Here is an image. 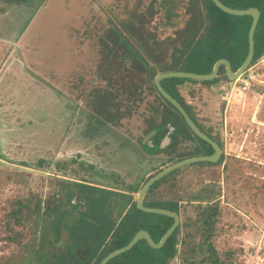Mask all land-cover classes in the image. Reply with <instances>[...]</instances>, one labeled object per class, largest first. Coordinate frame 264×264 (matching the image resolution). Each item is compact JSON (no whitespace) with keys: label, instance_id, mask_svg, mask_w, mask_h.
I'll list each match as a JSON object with an SVG mask.
<instances>
[{"label":"rangeland","instance_id":"obj_1","mask_svg":"<svg viewBox=\"0 0 264 264\" xmlns=\"http://www.w3.org/2000/svg\"><path fill=\"white\" fill-rule=\"evenodd\" d=\"M195 8L193 0H0V264H87L98 245V232L86 228L85 220L104 218L102 229L107 222L119 224L146 178L175 159L212 152L183 124L181 131L197 146L178 129H166L167 115L163 119L159 112L150 119L157 102L166 106L155 91L145 90L136 115L124 118L122 107L115 122L104 118L103 125L90 105L99 90L110 91L108 79L119 80L131 64L118 67L120 61L106 59L111 39L116 38L110 27L128 26L146 49V43L153 49L156 66L164 68L172 63L176 42L197 27ZM240 25L232 21L236 34ZM204 30L202 26L197 36ZM121 37L130 39L127 34ZM115 51L126 52L119 45ZM188 62L181 70L200 68L198 61ZM174 90L195 121L224 129V153L211 169L193 166L209 164L202 162L177 169L147 191L145 203L170 208L169 201L177 202L180 222L191 225L198 223L202 208L216 204L221 215L216 218L215 249L222 253L240 248L233 263L264 264V56L237 79L221 74L206 82L184 81ZM109 96L103 94L101 103ZM147 120L162 128L151 131ZM146 133L153 144L145 151L141 139ZM145 152L155 161H142ZM106 175V184H113L106 189L108 197L77 187L79 178L88 185L93 177H104L105 183ZM85 195L104 200L89 203ZM18 202L22 204L16 206ZM146 218L166 222L156 215ZM187 231L193 237L186 238L181 253L189 256L190 243L200 239L194 236V225ZM180 247L178 241L176 258L169 263L187 264L178 256ZM140 250L131 261L162 257L143 244ZM202 256L195 257L196 264ZM125 262L118 259L117 264Z\"/></svg>","mask_w":264,"mask_h":264},{"label":"trees","instance_id":"obj_2","mask_svg":"<svg viewBox=\"0 0 264 264\" xmlns=\"http://www.w3.org/2000/svg\"><path fill=\"white\" fill-rule=\"evenodd\" d=\"M195 2V11L197 14L194 15L195 22L197 23V27L184 39L179 40V42L170 43V45H174L172 47V63L166 67H158L156 66L157 62L154 59V52L150 49L149 45L146 43L147 49L144 43L139 40L125 24H121L122 28L110 27L109 33L110 35L116 36L115 39H111V46L107 48V58L112 57L110 59H116L120 62H116L118 67L122 65H126L125 63L131 62L128 65V68L123 69V75L119 80L112 82L109 78L108 85L111 86L110 91H98L96 96L93 97L91 105V112L93 116L97 117L98 122H105L104 118L108 122H115L114 119L119 116L120 111L123 110L122 107H125L126 110L122 114L124 118H129L133 115H136L138 112V107L141 103H143L145 90H149L150 92L155 91L165 105L162 103H158L156 108L153 109V116L150 118L151 120L155 119L157 113H161V115L166 117L167 120L163 123L166 125V129L169 130L171 126L174 129H178L182 134L183 138L188 141L189 137L186 135V131L192 133V131L188 128L186 123L184 122L180 113L168 102L166 101L156 90L154 86V77L163 72H189L195 74H208L212 71V66L218 59H225L229 62L232 71H236V69L240 66V64L245 59L248 52V30L251 24V16H234L229 15L222 12L218 9L211 0H193ZM224 5L233 8V9H247L251 7H256L260 12V17L258 19L257 26L254 31L253 39H254V55L250 65L256 62L259 58L264 56V0H219ZM141 12L136 13V17H141ZM232 21H236L238 24H241L239 27V32L237 30V34L234 31L232 26ZM204 27L205 30L201 36H197L201 27ZM123 29V30H122ZM122 34H127L130 39L121 37ZM173 39H168L171 41ZM237 40V43H234ZM135 43L137 45V49L132 45ZM121 46L126 52L115 51L116 46ZM110 59H107L108 61ZM190 60L198 61L200 68L197 71H192L190 69L181 70L182 67H188ZM184 65V66H183ZM249 65V66H250ZM134 66H138V68H142V74L138 73ZM224 72V67L221 66L219 68V74ZM191 79L184 78H169L161 80V86L173 97L175 98L185 109V111L189 115V110L181 103V100L177 97L176 91L174 90V86L176 84L182 83L184 81ZM206 82V81H203ZM120 86V88H119ZM118 90V91H117ZM109 93L110 96L105 98L104 103H101V96L103 94ZM103 99V98H102ZM98 100V101H97ZM154 106V105H153ZM158 106V108H157ZM119 107L120 110H119ZM160 107V108H159ZM163 116V119H165ZM108 118V119H107ZM118 119V118H117ZM151 123V131L158 130L162 128V125H154ZM101 121V122H100ZM180 122V123H179ZM182 122V123H181ZM97 124V122L95 123ZM102 124V123H101ZM170 126H167V125ZM186 128L185 132H182V126ZM103 125V124H102ZM182 125V126H181ZM150 132V131H149ZM148 132V133H149ZM147 134V133H146ZM201 140V139H200ZM202 141V140H201ZM204 142V141H203ZM205 144H207L205 142ZM208 145V144H207ZM149 149V147H148ZM205 155V154H202ZM199 156V155H198ZM181 159H175L174 163L180 161ZM160 172V171H159ZM174 172L173 171L163 178L155 182L148 190L151 192L154 188H156L159 184L165 182ZM158 173V172H157ZM155 173V174H157ZM155 174L150 175V177L144 180V183L153 177ZM80 182H77V187L83 188V191L86 193L89 191V194L93 196L96 192H101L106 194L108 197L110 192L106 193L103 189H99L96 187H92L86 185V180L79 178ZM85 182V183H83ZM88 182V181H87ZM132 187V186H131ZM128 187L129 189H132ZM89 201V203L96 204L97 201H103V199H98L95 197H91V195H85ZM146 195L143 199V205L146 207H154L147 205L145 203ZM39 201V200H38ZM22 203H16V206ZM172 206V207H171ZM170 208L165 207H156V208H165L170 211H174L177 214L180 213L179 206L177 202H173ZM155 208V207H154ZM198 209L201 207H197ZM34 209L38 211L40 209V202H37L34 206ZM147 215H156V217L164 220L166 222H156V221H147ZM221 213L218 212L216 204H207L202 211L199 212V218L197 220L198 223L189 224L187 222L181 221L179 225L175 228L170 237L166 240L164 245L157 249L162 254L161 258L151 259V258H142L137 261L134 260L135 256H139L141 253L140 246L142 244L147 248H150L146 241L141 240L137 244H135L129 251L114 257L107 264H117L118 259L126 260L125 264H172L169 263V260H172L176 255V246L179 241L180 249L178 256H181V260L185 261L187 264H196V256L203 255L199 264H202L206 260L209 262L208 264H236L233 263L234 255L237 253H241L242 249L236 248L235 252H231L230 250L218 252L213 243L214 238L216 237V229L215 225L218 222L216 218H220ZM105 219L98 220L94 223L86 221L84 222L86 228L96 230L95 234H98V245L93 250V254L87 260V264H98L107 254L110 252L124 247L128 244V242L132 239L134 234L139 230L145 227V222L148 224L147 232H149L151 238L154 242L159 241L164 232L170 227L173 222L171 217L158 215V214H149L140 211L136 207V203L134 202L123 216L121 222L119 224L107 222L105 225ZM194 225L195 235L199 236L200 242L198 244L190 243L192 246L191 253L187 256L186 253H181L184 249V245L186 242V238H192V234H190L187 229L191 228ZM182 234L183 238L179 239V235ZM110 241L105 249H100L103 242L108 238ZM123 256V257H122ZM121 257V258H120ZM242 261H238L241 263Z\"/></svg>","mask_w":264,"mask_h":264},{"label":"water","instance_id":"obj_3","mask_svg":"<svg viewBox=\"0 0 264 264\" xmlns=\"http://www.w3.org/2000/svg\"><path fill=\"white\" fill-rule=\"evenodd\" d=\"M211 1L214 3V5L218 9H220L222 12L226 14L234 15V16H247V15L251 16L252 20H251V24L248 30V52L243 62L234 72L231 70L230 64L227 60L219 59L215 62V64L213 65L212 71L208 74H195V73L182 72V71L159 73L154 77V86L156 87V90L158 91V93L180 113L184 122L186 123L188 128L192 131V133L195 134L197 138L209 144L212 147L213 152L210 155H199L196 157H190V158L177 161L171 164L170 166L166 167L165 169L161 170L160 172L155 174L150 179H148L141 186V188L139 189L137 193L136 200H135L136 207L140 211L145 212V213L158 214V215L171 217L173 219L172 224L164 232V234L161 236V238L157 242L153 241L149 232H147L146 230H143V229L138 230L126 246L118 248L110 252L100 261L99 264H107L114 257L129 251L135 244H137L141 240L146 241V243L154 249H160L164 245L166 240L170 237V235L173 233L175 228L179 225L180 218H179V215L175 213L174 211L144 206L143 199L147 191L155 182L163 178L165 175L185 165H189L193 163H199V162L215 163L221 154V150L219 146L217 145V143L212 138H210L207 134L199 130V128L196 126L195 122L190 118V116L185 111L183 106L175 98H173L161 86V83H160L161 80L169 79V78H184V79H191V80L210 81L217 77L219 68L221 66L224 67L225 77L227 79L233 80V79L239 78L243 74V72L249 67L252 61L253 55H254L253 35H254V31L258 23V19L260 17L259 10L256 7H251L247 9H233V8H230L224 5L219 0H211Z\"/></svg>","mask_w":264,"mask_h":264},{"label":"flooded vegetation","instance_id":"obj_4","mask_svg":"<svg viewBox=\"0 0 264 264\" xmlns=\"http://www.w3.org/2000/svg\"><path fill=\"white\" fill-rule=\"evenodd\" d=\"M232 70V69H231ZM234 72V71H233ZM222 74H223V76L225 77V71L224 72H222ZM221 74H219V76H220ZM217 77H218V75H217ZM225 79H227L226 77H225ZM189 116H190V118L195 122V124H196V126L199 128V130H201L202 132H204L205 134H207L210 138H212L216 143H217V145L219 146V148H220V150H221V154H220V156H219V158H218V160L215 162V163H209L208 165H204V166H202V165H198V164H195V165H193V166H199V168L201 167V168H204V169H211V168H213V167H211V166H215V165H217V164H220V162H221V160H222V155H223V153H224V137H223V134H224V129H222V127H220L219 129H217V131L216 130H213V129H211V128H208V127H206V126H204L203 124H200L198 121H195L194 119H196L195 117H194V115H192L191 113H189ZM206 130V131H205ZM217 139V140H216ZM187 142H189V143H191V144H193L194 145V147L195 146H197L196 145V143H194L193 141H191L190 139H189V141H187ZM175 145H176V142H175ZM209 145V144H208ZM209 147L210 148H212L210 145H209ZM212 152H213V150H212ZM211 152V153H212ZM211 153H209V154H205V155H210ZM194 157H196V156H194ZM200 163V162H199ZM202 163H208V162H202ZM211 164V165H210ZM176 171V170H175ZM192 199H194V200H196V198L195 197H193ZM199 201V200H198ZM170 203H173L174 201H169ZM165 209V208H164ZM176 213V212H175ZM179 215V218H180V213L178 214ZM70 252H67V257L68 258H70L71 257V255L69 254ZM73 254L74 255H76L77 256V247L76 248H74V250H73Z\"/></svg>","mask_w":264,"mask_h":264},{"label":"crops","instance_id":"obj_5","mask_svg":"<svg viewBox=\"0 0 264 264\" xmlns=\"http://www.w3.org/2000/svg\"><path fill=\"white\" fill-rule=\"evenodd\" d=\"M148 138H149V135H148V134H145V135L142 137V139H141V146L143 147V149H144L145 151H146V149H148V147L150 148V146L153 144L152 141H148ZM159 144H160V142H159ZM151 147H152V146H151ZM150 149H151V148H150ZM146 156L149 157L148 154H147V152L143 153V156L140 157L141 160H142V161H145V162H147L148 159H149V160H154V161H155V159H154L153 157H151V158H147ZM139 160H140V159H136V160H135V164H136V167H137L138 169H140V166H139L140 161H139ZM132 169H135V167L132 168ZM135 170H136V169H135ZM108 177H109V176L106 175V177H105L106 182H105V183H102V182H101L102 179H104V177H103V178H95V177H93V178H91L92 180H88V181H90V182L87 183V184H88L89 186L96 187V188H98L99 186H103V185H104L105 189H103V190H105L106 193H108V191H107L106 189H108L109 186H113V184H112V185H108V184H106L107 182L110 181ZM77 182L82 183V182H80V181H77ZM83 183H85V182H83ZM127 186H128V185H127ZM123 191H126V190H123ZM125 193H127V192H125ZM109 194H110V193H109Z\"/></svg>","mask_w":264,"mask_h":264},{"label":"built area","instance_id":"obj_6","mask_svg":"<svg viewBox=\"0 0 264 264\" xmlns=\"http://www.w3.org/2000/svg\"><path fill=\"white\" fill-rule=\"evenodd\" d=\"M247 87H248V82L246 81V82L243 83L242 88H243V89H247Z\"/></svg>","mask_w":264,"mask_h":264}]
</instances>
